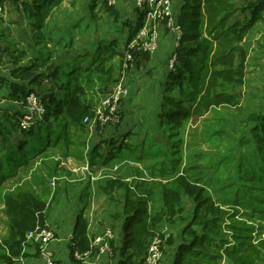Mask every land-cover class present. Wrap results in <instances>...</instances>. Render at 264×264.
Returning a JSON list of instances; mask_svg holds the SVG:
<instances>
[{"label": "rangeland", "instance_id": "rangeland-1", "mask_svg": "<svg viewBox=\"0 0 264 264\" xmlns=\"http://www.w3.org/2000/svg\"><path fill=\"white\" fill-rule=\"evenodd\" d=\"M21 1L23 0L19 1L20 4ZM177 1L173 0V5ZM5 3L0 4V47L7 48L8 52L4 56L5 63L0 76L13 79L10 74L13 68L11 53L14 56L20 52L26 53V56L20 58V65H30L36 59L43 58L45 62L35 70L36 73H43V78L41 83L34 85L37 93L41 94L54 90V84L47 75L57 65L65 68H72L75 64L89 66L101 37L110 38L115 35L119 39L118 48L121 49V39H126L123 32L129 29L128 25L137 21L139 15L136 0H118L113 7L120 14V21L104 11L98 13L100 21H96L92 16L91 0H65L51 14L50 32H36L20 5L12 1L7 2L8 5ZM258 23L259 28L251 31V37L246 42L247 73L242 87L235 88L242 93L241 103L237 107L217 106L208 110L200 119L189 117L182 119L180 124L175 119L172 123L163 121L161 125L158 115L160 116L163 102V83L171 69L168 60L173 57L176 46L169 49L172 50L165 58L163 47L158 56L155 54L158 49L150 52L152 62L135 60L126 71L122 64H118L120 57H117L118 71L114 73L113 84L107 91L95 93L93 97L98 108L108 97L114 84L123 78L129 87V94L118 106L119 120L94 128L87 124L84 131L69 127L70 141L49 148L43 154L39 152L28 163L15 168L16 172L3 184L4 191L30 189L42 195L48 203L46 218L52 217L53 221L56 220L54 216L59 218V213H70L69 218L76 220L78 213L83 210L87 219L91 220V226L95 222L104 226L101 234L112 229L111 247L107 252H113L111 259L114 261L108 264H117L118 254L114 253L113 248L121 241L122 224L118 219L122 215L126 191L117 190L112 195H107L103 191V185L107 179L116 176H125L132 186L146 180L156 191L150 198V208L153 213L162 215L157 231L171 227V231L167 232L174 242L171 245L166 243L163 261V264H171L175 259L176 249L188 239L183 234V229L193 216L195 202L188 196H183L178 204L180 212L170 214L164 207L162 190L157 188L161 183L185 175L191 182L207 187L214 200L235 217L232 222H245L247 226L253 227L251 242L260 245L264 240V149L257 146L260 133L254 130L256 123L249 121L251 114L264 113V21ZM163 30L175 35L170 29L161 28L159 44ZM63 33L67 44L72 37L75 39L74 44L71 42L67 47L56 45L58 39L61 41L60 35ZM53 34L56 37L51 38ZM19 39L21 42H17ZM84 51L90 52L85 62L73 58H69L68 63L64 61L65 55L69 54H81L84 58ZM8 91V85L3 84L0 88V122L5 121L2 117L4 108L30 111V108H22L14 101L4 98ZM171 93L175 94L176 90ZM43 115L44 112L33 110V121ZM160 134H164L162 140ZM96 146L99 151L94 154L92 150ZM132 147H135L134 150ZM114 149L117 152L111 156L110 152ZM107 156L112 157L109 163L101 164ZM91 157L96 164L91 165ZM53 180L56 185L52 184ZM237 190L240 191V196H236ZM79 197L83 204L74 205L72 199L79 201ZM235 233L225 232L228 238L224 244L226 247L236 246ZM7 235L8 218L4 205L0 202V240ZM34 245L36 244L33 243ZM39 251L40 249L38 253ZM262 251L264 253V249ZM226 259L235 264L227 256L223 261ZM262 263L264 264V258Z\"/></svg>", "mask_w": 264, "mask_h": 264}, {"label": "trees", "instance_id": "trees-1", "mask_svg": "<svg viewBox=\"0 0 264 264\" xmlns=\"http://www.w3.org/2000/svg\"><path fill=\"white\" fill-rule=\"evenodd\" d=\"M6 1L20 5L33 29L40 32L45 29L52 12L65 0H23L21 4L20 0H0V4ZM91 10L96 21L100 20L97 16L101 11L120 21L119 12L108 4V0H91ZM137 10V21L128 25L125 46L143 24L146 13L141 8L137 7ZM174 11L177 12L175 5ZM177 21L182 27V36L175 49V66L168 69L163 83V102L158 115L161 125L163 121L172 123L175 119L178 124L189 117L200 119L213 107H237L241 103L242 93L235 88L242 87L246 79L248 53L245 42L254 26L264 21V0H246L242 4H238L237 0H183ZM35 37L37 39L38 35ZM118 46V38H104L98 43L89 66H79L76 62H73L75 66L72 68L57 65L47 75L54 84V90L43 94L37 93L34 85L41 83L43 78V73H36L35 70L45 62L44 59L38 58L30 65H20V58L26 53L20 52L17 56L11 53L13 68L10 74L13 79L0 76V88L3 84L9 87L8 95L4 98L27 107V97L30 93H36L45 112L24 128L21 119L27 111L2 109L5 121L0 122V202L8 218V235L0 240V264H18L21 257L27 256L25 246L33 244L27 243V234L37 225H47L48 209L46 199L37 192L30 189L5 192L3 184L13 176L15 168L28 163L39 152L43 154L49 148L70 141L69 127L85 130L88 124L85 119L95 116L96 100L93 95L107 91L113 84L117 57H120L118 64L123 65L125 56ZM7 52V48L0 47V71ZM88 54H84V58L79 55L76 61L82 59L85 62ZM141 59L150 62L151 54L137 52L134 61L140 62ZM174 90L176 95L171 93ZM249 121L256 123L254 130L260 133L257 146L264 149V113L251 114ZM163 135L160 134L161 140ZM98 151L96 146L92 153ZM115 152L116 149L110 155ZM111 156L103 158L101 164L109 163ZM90 163L96 164L93 157ZM125 178L112 177L103 185L107 195L117 190L126 191L121 215L125 219V235L121 246L114 247L113 251L118 254L117 264H146L147 246L151 237L161 233L157 231V226L162 215L153 213L150 208V198L156 192L153 185L141 180L132 186ZM159 189L162 190L164 207L170 214L180 212L178 204L183 196L195 202L193 216L183 229L188 239L176 249L171 264H223L226 256L235 264H257L259 258H264V240L260 245L251 242L253 227L247 226L245 222H232L235 217L214 200L207 187L191 182L185 175H179L161 183ZM239 192H235L236 196H240ZM227 219H230L229 223ZM226 231L233 235L236 232L237 237L234 238L237 244L233 248L224 245L228 240ZM92 238L89 220L82 210L74 225L71 255L76 249L90 251ZM173 242V237L169 236L164 247L166 243Z\"/></svg>", "mask_w": 264, "mask_h": 264}, {"label": "built area", "instance_id": "built-area-1", "mask_svg": "<svg viewBox=\"0 0 264 264\" xmlns=\"http://www.w3.org/2000/svg\"><path fill=\"white\" fill-rule=\"evenodd\" d=\"M118 0H108V4L114 6ZM139 8L145 11L143 24L137 31L136 35L124 48V70H128L134 63L135 54L137 52H154L159 46V27L164 26L167 29L172 30L175 33V45L178 46L180 38L182 36V27L177 21V16L174 11L173 0H136ZM159 26V27H158ZM177 55L174 52L173 57L169 59V67L174 68ZM129 87L125 83L124 79L117 81L110 90L108 97L96 108L95 116L93 118H86L87 122L92 128L98 125H106L114 120H119L118 106L121 102L128 97ZM36 93H30L27 97L28 108L30 111L22 117L21 126L29 127L33 121V110L39 112H45L40 97ZM55 180V177H54ZM52 182L56 185V181ZM164 234V236H162ZM113 232L112 229H107L103 234H98L92 238V249L87 252H81L78 249L75 250L74 256L77 260H87L88 258L95 256L97 258L103 255L113 256L112 253H108L110 250ZM169 234L167 231L162 233H156L151 237L148 246L147 254L145 257L146 264H163L164 261V244L168 239ZM57 239L55 231L50 227L40 226L34 230H31L27 234V243L33 242L38 245L41 254L48 259L50 264L54 262L50 259L51 251L49 245L51 242Z\"/></svg>", "mask_w": 264, "mask_h": 264}, {"label": "crops", "instance_id": "crops-1", "mask_svg": "<svg viewBox=\"0 0 264 264\" xmlns=\"http://www.w3.org/2000/svg\"><path fill=\"white\" fill-rule=\"evenodd\" d=\"M182 1L183 0H178L175 3V7H176L175 10L177 11L175 13H176L177 18H178L179 14H180V7L182 5ZM245 1L246 0H240V1L237 0L238 4H242ZM7 2H9V1H6V3H5L6 5L9 4ZM4 9H5V7L3 8V10ZM105 13H107V12H105ZM50 18H51V16H50ZM50 18L47 20L44 32H50V30H51L50 23H49L50 22ZM98 21H100V20H98ZM28 22L30 23V21H28ZM9 25L12 26V24H9ZM13 25H15V24H13ZM259 26H260V23H257L254 26L253 29H256V27L259 28ZM6 27L7 26H5V28ZM73 28L74 27H71V29H73ZM161 28L164 29V26H162ZM71 29H69V32H70ZM124 29H127V28H124ZM251 31H250V35H249L248 38L251 37ZM64 33H65V28H64ZM64 33L60 35L61 36V38H60L61 41L59 42V39H58V41L56 42V45L64 46V47L66 46L67 47V45L70 44L71 42H73V44H74L75 39H73V37L71 38V40H69L70 43L67 44V41H65L66 38H64L65 37ZM123 33L126 34V39H127L128 30L127 31L125 30ZM170 34L172 36H170ZM54 37H56L55 34H53V37L51 36V38H54ZM112 38H117V37L115 35H112V36H110L109 39H112ZM248 38H247V40H248ZM102 39H104V38L101 37L100 40H102ZM126 39H123V38L121 39L122 48L121 49L118 48V50L121 51V52L124 51V47H125V44H126ZM175 39H176V37H175V35L172 34V32H168L166 30L161 31V40H160V44L158 46V51L156 50L157 53H155V54H157L156 56H158L160 48L163 47L164 48L163 55H164V58H165V55L168 54L173 49V47L176 46L175 45ZM247 40H246V42H247ZM63 41H65L64 44L62 43ZM17 42H21V39H19ZM246 42H245V45H246ZM249 46H250V42H249ZM171 47H172V49L169 51V49ZM84 53L87 54V53H90V52L84 51ZM79 55H81V54H78L77 56L76 55L75 56H73V55L70 56V54L69 55H65L66 59H64V61L66 60L68 62L69 58L78 59L77 57ZM150 61L152 62V57H151ZM166 65H167V63H166ZM165 70L162 71V72L164 73ZM116 71H118V70H116ZM137 82H139V81H137ZM15 104L21 105L22 108H25V106H23L21 103H15ZM17 110H19V108ZM20 110H23V109H20ZM88 182H91V181L88 179ZM81 195H82V193L80 194V196ZM80 200H81V197H79V201L74 198V199H72V202H73L74 205H77L78 203L83 204V202L80 201ZM62 202H65V201H62ZM122 209H123V206H122ZM69 214L70 213H67L66 215L59 213V215L61 217L59 216V218H60L59 219L57 215L54 216V218L56 219L55 221H53L52 217L46 219L47 225L49 227H51L55 231V233H57V239L55 241L51 242L50 245H49V250L51 251L50 259L54 262L53 264H108V262H110V263L113 262L114 260L111 259L113 256L109 257V255H103V256H101L99 258H97L95 256H92V257H90V258H88L87 260H84V261L83 260L82 261L81 260H77L74 255L73 256L71 255V245L70 244H71L73 230H74V225H75L76 220L75 219L74 220L70 219L69 216H68ZM118 220H119L120 224H122V230H121V235H120L121 241L120 242L117 241V242H119L118 245L121 246L122 240H123L124 235H125V229H124V227H125V219H124V216L120 217ZM91 225H92V223H91V220L89 219V230H90V234L93 235V236L96 235V234L101 233L104 230V226L100 225L97 222L93 223V226H91ZM170 229H171V227H165L164 230H162V229L161 230L162 231H165V230L168 231ZM38 250H39L38 247L36 245L33 246V244L32 245L29 244V245L25 246L24 251L27 253V256L21 257L18 260V264H50L48 262V259L45 258L41 254L40 251L38 253ZM259 260H261V261H259ZM256 263L257 264H263L262 263V258H259ZM223 264H231V263L229 261H227V259H226V260H224Z\"/></svg>", "mask_w": 264, "mask_h": 264}, {"label": "bare ground", "instance_id": "bare-ground-1", "mask_svg": "<svg viewBox=\"0 0 264 264\" xmlns=\"http://www.w3.org/2000/svg\"><path fill=\"white\" fill-rule=\"evenodd\" d=\"M95 236H93V238H94Z\"/></svg>", "mask_w": 264, "mask_h": 264}]
</instances>
